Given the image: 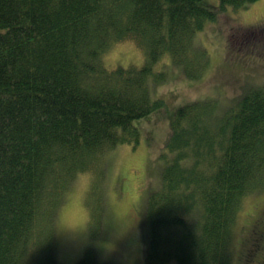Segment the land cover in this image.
Segmentation results:
<instances>
[{"label": "trees", "instance_id": "16d2710c", "mask_svg": "<svg viewBox=\"0 0 264 264\" xmlns=\"http://www.w3.org/2000/svg\"><path fill=\"white\" fill-rule=\"evenodd\" d=\"M207 9L202 0H0V264H58L52 220L63 187L102 151L136 142L132 120L158 108L148 71L104 66L108 44L133 39L146 61L161 49L185 56L192 32L214 19ZM238 108L226 136L202 131L198 109L170 121L162 186L142 208L144 264H228L240 199L264 182V92ZM74 264L110 263L88 246Z\"/></svg>", "mask_w": 264, "mask_h": 264}, {"label": "rangeland", "instance_id": "374dc122", "mask_svg": "<svg viewBox=\"0 0 264 264\" xmlns=\"http://www.w3.org/2000/svg\"><path fill=\"white\" fill-rule=\"evenodd\" d=\"M202 1L214 19L192 32L185 56L161 49L146 61L144 50L133 39L114 40L101 55L107 69L148 71V98L158 108L132 120L139 129L136 142H119L102 151L92 164L95 171H75L63 187L52 220L58 264H74L88 246L99 262L144 264L142 208L148 193L162 186L160 174L169 153L161 146L171 131L170 121L198 109L202 113L196 123L202 131L207 127L214 134L218 127L225 129L226 136L231 130L228 122L239 112L243 98L264 92V0L238 5ZM117 42L131 43L142 53V66H147L126 59L116 51ZM188 60L196 62L193 69ZM181 108L185 111L178 114ZM185 123L182 120L181 126L188 130ZM77 193L83 214L68 211ZM227 252L228 264H264V182L242 195Z\"/></svg>", "mask_w": 264, "mask_h": 264}, {"label": "clouds", "instance_id": "9594fccd", "mask_svg": "<svg viewBox=\"0 0 264 264\" xmlns=\"http://www.w3.org/2000/svg\"><path fill=\"white\" fill-rule=\"evenodd\" d=\"M115 49L116 51L122 52L126 59L131 60L138 67L143 65L142 53L137 50L131 43L121 44L120 42H117V44L115 45ZM78 196L79 193H77V195L70 200L68 211H79L81 214H83V209L79 205Z\"/></svg>", "mask_w": 264, "mask_h": 264}]
</instances>
